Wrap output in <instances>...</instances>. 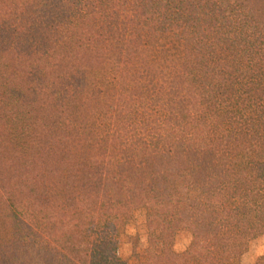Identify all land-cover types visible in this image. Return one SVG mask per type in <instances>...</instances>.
<instances>
[{
  "label": "trees",
  "instance_id": "16d2710c",
  "mask_svg": "<svg viewBox=\"0 0 264 264\" xmlns=\"http://www.w3.org/2000/svg\"><path fill=\"white\" fill-rule=\"evenodd\" d=\"M136 211L137 264L264 237V0H0V264H130Z\"/></svg>",
  "mask_w": 264,
  "mask_h": 264
},
{
  "label": "rangeland",
  "instance_id": "374dc122",
  "mask_svg": "<svg viewBox=\"0 0 264 264\" xmlns=\"http://www.w3.org/2000/svg\"><path fill=\"white\" fill-rule=\"evenodd\" d=\"M120 234L118 252L130 264H137V254L144 255L148 246V229L145 211H136L119 220ZM160 238L158 237V240ZM191 234L180 232L174 242L173 249L176 253H184L191 244ZM160 244V242L158 243ZM161 244L159 245V248ZM264 256V237H259L250 242L248 251L241 260V264H255Z\"/></svg>",
  "mask_w": 264,
  "mask_h": 264
}]
</instances>
